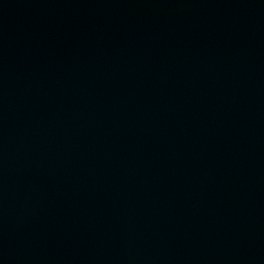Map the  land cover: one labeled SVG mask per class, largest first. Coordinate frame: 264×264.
I'll return each instance as SVG.
<instances>
[{
	"label": "water",
	"instance_id": "95a60500",
	"mask_svg": "<svg viewBox=\"0 0 264 264\" xmlns=\"http://www.w3.org/2000/svg\"><path fill=\"white\" fill-rule=\"evenodd\" d=\"M0 264H264V0H0Z\"/></svg>",
	"mask_w": 264,
	"mask_h": 264
}]
</instances>
